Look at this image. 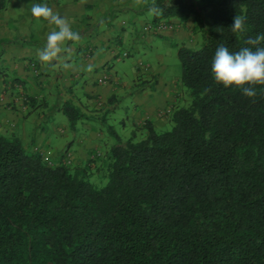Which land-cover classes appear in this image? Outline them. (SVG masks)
Here are the masks:
<instances>
[{
  "label": "trees",
  "instance_id": "trees-1",
  "mask_svg": "<svg viewBox=\"0 0 264 264\" xmlns=\"http://www.w3.org/2000/svg\"><path fill=\"white\" fill-rule=\"evenodd\" d=\"M141 1L158 26L197 22L202 48L178 52L190 106L125 142L103 118V186L0 135V264H264V86L248 98L211 72L221 46L264 47V0ZM63 112L72 130L89 118L73 101Z\"/></svg>",
  "mask_w": 264,
  "mask_h": 264
},
{
  "label": "crops",
  "instance_id": "crops-1",
  "mask_svg": "<svg viewBox=\"0 0 264 264\" xmlns=\"http://www.w3.org/2000/svg\"><path fill=\"white\" fill-rule=\"evenodd\" d=\"M38 3L80 36L50 62H42L38 52L56 26L32 15ZM138 8L136 0H6L0 11V135L16 136L56 163L67 151L86 161L110 138L101 132L103 118L112 125L114 115H124L128 124L153 123L156 110L175 95L172 84L182 70L168 73L171 58L188 47L196 23L172 19L158 26L152 12ZM26 96L36 100L35 108ZM71 101L89 117L75 130L64 121L63 105ZM127 123L120 124L127 129Z\"/></svg>",
  "mask_w": 264,
  "mask_h": 264
},
{
  "label": "clouds",
  "instance_id": "clouds-1",
  "mask_svg": "<svg viewBox=\"0 0 264 264\" xmlns=\"http://www.w3.org/2000/svg\"><path fill=\"white\" fill-rule=\"evenodd\" d=\"M34 17L43 18L56 26V30L47 35L46 45L39 50L38 56L42 62H50L58 58L65 50L67 42L80 39L73 31L69 22L54 13L46 4H34L31 8ZM245 18L235 16L231 28L234 31H245ZM264 39L260 36L257 40ZM211 72L217 84L225 88L239 89L248 98H254L257 86H264V47L255 50L244 47L237 52H230L227 47H219L213 57Z\"/></svg>",
  "mask_w": 264,
  "mask_h": 264
},
{
  "label": "rangeland",
  "instance_id": "rangeland-1",
  "mask_svg": "<svg viewBox=\"0 0 264 264\" xmlns=\"http://www.w3.org/2000/svg\"><path fill=\"white\" fill-rule=\"evenodd\" d=\"M136 3H137V6H139L138 10H140V11L144 10V8L147 4L145 2H142L141 0H136ZM138 3H139V5H138ZM195 23H196V31H194V34H192L193 37L192 38L190 37V40L187 43H189L188 48H191L193 50H199L203 46V36L197 28V22L196 21H195ZM195 42L197 44L193 45ZM131 59L136 60L135 57H133ZM130 62H133V61H130ZM140 66L143 67V65H140ZM1 67H2V64H0V72L2 71ZM181 70H182V68H181V62H180L179 56L174 55V57L171 58L170 71H168V73H170V75H172V76H177L178 74L181 73ZM3 74L4 73H2V72L0 73V80L2 79ZM172 85L175 89V95H173L172 101L167 104L168 105L167 107L165 106L164 108H158L156 110L153 118L151 119V120H154L153 125L155 126V128L158 132H165V131L171 130L172 124L170 122V116L173 113V111L175 109H178V108L188 107L191 104V99L188 95V92L183 87V84L181 81V74L179 76H177V80H175V82ZM29 98L30 97L26 96L27 103L30 105L31 102H30ZM42 105H43V103L39 106L42 107ZM126 115H128V113H126ZM125 119L126 118L124 115H120V116L114 115V121L117 123H115L114 125L109 123L111 126H116L115 130H117V132L121 135V138L124 142L127 141V139H129L131 137V134L133 131H137L139 139H143L146 136L147 131L145 130V126H146L147 120L143 119V120H141L140 123L136 122L135 124L133 123L134 124L133 125L132 123L128 124ZM57 121H58V124H61V123L64 124L61 120L59 121V119ZM64 121L66 123H68V118L66 117V119ZM123 122L127 123V126H128L127 129L122 128L123 125L120 123H123ZM102 131H104V133L107 134V132L104 129L101 130V132ZM114 143H115L114 140L110 137L102 145H99L98 148L93 153L89 154V157L86 161L85 160L84 161H80V160L76 161L74 156H72V154H70L71 156L64 158V162L70 166L80 167V168L86 169L88 171V175H90L91 181L93 183H95L96 185L103 186L106 184L107 181H105L103 179V174L100 173L101 167L103 166L104 159H105L108 151L110 150V148L112 146H114ZM36 151L41 153L43 158L50 165L53 166V165L59 164V163H56V162L50 160L49 157L44 156L41 151H39V150H36Z\"/></svg>",
  "mask_w": 264,
  "mask_h": 264
},
{
  "label": "built area",
  "instance_id": "built-area-1",
  "mask_svg": "<svg viewBox=\"0 0 264 264\" xmlns=\"http://www.w3.org/2000/svg\"><path fill=\"white\" fill-rule=\"evenodd\" d=\"M165 27H166V26L163 27V25H161L159 28H160V29H163V28H165ZM147 30H148V31H152V30H154V28H153V27H148Z\"/></svg>",
  "mask_w": 264,
  "mask_h": 264
}]
</instances>
